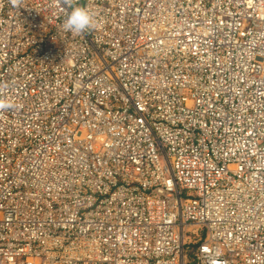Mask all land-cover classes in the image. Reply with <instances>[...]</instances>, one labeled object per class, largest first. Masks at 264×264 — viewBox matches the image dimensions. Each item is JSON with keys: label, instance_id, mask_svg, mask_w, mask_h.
<instances>
[{"label": "built area", "instance_id": "obj_1", "mask_svg": "<svg viewBox=\"0 0 264 264\" xmlns=\"http://www.w3.org/2000/svg\"><path fill=\"white\" fill-rule=\"evenodd\" d=\"M75 3L0 0V264H264V0Z\"/></svg>", "mask_w": 264, "mask_h": 264}, {"label": "clouds", "instance_id": "obj_2", "mask_svg": "<svg viewBox=\"0 0 264 264\" xmlns=\"http://www.w3.org/2000/svg\"><path fill=\"white\" fill-rule=\"evenodd\" d=\"M23 0H11L13 7H19ZM66 8L71 11L63 22V29L73 35H82L85 32L96 27L94 16L84 6L75 3V0H62ZM14 103L0 99V110H8L14 108Z\"/></svg>", "mask_w": 264, "mask_h": 264}, {"label": "rangeland", "instance_id": "obj_3", "mask_svg": "<svg viewBox=\"0 0 264 264\" xmlns=\"http://www.w3.org/2000/svg\"><path fill=\"white\" fill-rule=\"evenodd\" d=\"M201 234H202V235H204V234H205V232H204V231H201Z\"/></svg>", "mask_w": 264, "mask_h": 264}]
</instances>
